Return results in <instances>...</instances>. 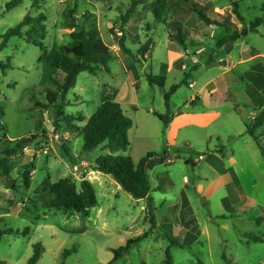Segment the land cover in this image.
Segmentation results:
<instances>
[{
	"label": "rangeland",
	"instance_id": "rangeland-1",
	"mask_svg": "<svg viewBox=\"0 0 264 264\" xmlns=\"http://www.w3.org/2000/svg\"><path fill=\"white\" fill-rule=\"evenodd\" d=\"M11 1L0 0V42L2 36L27 15L37 18L44 14L47 18L45 43L48 53L69 44L73 32L81 28L89 29L93 24L97 25L101 38L115 53L116 59L109 64L111 73L101 69L97 75L80 74L77 86L66 98L71 102L64 109L67 115L83 113L90 118L101 104L100 92L105 84L108 87L115 86L119 89V96L126 97L125 109L136 98L138 105L143 106L155 97L156 110L164 106V91L168 92L173 85L178 84L181 87L173 95V101L178 107H183L195 91L189 87L190 83L197 81L199 88L216 74L207 67V63L215 64V54L225 46H218L226 37L218 34L219 26L201 20L196 13L189 11L184 0H144L130 15L127 24L123 23L122 18L131 8L132 0H24L19 7L8 12L6 6ZM192 1L204 6L207 15L218 22H226L225 18L232 10L225 0ZM247 4H251L250 9ZM260 4L264 6V0H248L241 4L240 13L247 25L255 19L264 18V11L257 7ZM155 9L159 10L160 20L156 17ZM233 18L237 23H233L234 27L232 24L229 26L232 32L238 30L242 34L243 29L249 28L250 25L247 27L235 16ZM167 33H170L171 48L186 51L193 63L195 59L201 62L196 70L188 71L187 76L181 70L169 69ZM121 39L124 40L125 50L120 46ZM180 40H184V43H180ZM245 42L264 54V27L249 34ZM147 43L149 51L140 54L139 49H144ZM151 51L152 58L146 61ZM41 55L40 48L30 44L26 37L12 38L0 53V63L11 66L5 70L0 68V110L4 113L2 123L5 126L3 134L11 141L30 136L36 138L16 156L3 159V166L9 169L11 180L17 187L6 188L4 179L0 178V227L4 230L12 228L21 234L2 238L0 260L8 264H27L34 246L41 243L44 254L39 264H61L63 252L74 246L77 253L68 257L65 264H264V243H248L245 238L250 234H264V225L257 226L256 223V219L264 215V155L256 147L253 154V147L252 162L249 164L251 172H241L243 188L251 199L250 208L241 212L225 210L219 195L211 199L209 204H202L197 192L184 183L185 178L190 180V185L197 181L193 174L197 165L187 166L184 159L187 152L193 154V159L198 158L194 156V150L203 149L202 131L179 136L175 147L171 148L181 156L173 169L177 182L174 194L178 195L188 187L190 190L186 191L187 195L183 198L198 206L202 225L209 221V237L207 234L202 235L197 242L193 241L196 237L193 233L185 237L191 247L182 242L180 222L174 225V222L161 218L159 214V218L155 215L156 227H152L147 211L145 213L141 209L142 205L123 191L119 198L113 196L109 201L100 192L99 204L87 214L45 208V195L41 190L47 181L55 183L68 178L80 189L81 183L89 180L95 182L94 186L99 192L100 184L91 167L98 158L106 155V151L101 148L83 150V135L70 131L60 121V108L65 105L60 99L55 106L45 108L48 104L47 92L57 91L53 80L59 79L60 73L41 64ZM184 60L186 58L177 61V68L185 66ZM132 66L134 76H138L135 87L131 84L130 76L133 73L127 74L126 70V67L130 69ZM157 72L167 78L165 90L151 87L146 81V74ZM189 74L192 76L187 80L188 85L183 84ZM233 89L237 90L235 87ZM242 103L244 98L240 96L239 104ZM249 113L250 109L245 110V117ZM133 116L137 123L145 127L143 130L135 127L131 132L127 155L131 156L135 164L149 152L155 158H161L167 147L164 127L152 123L141 112L133 113ZM144 132L148 134V139L141 137ZM220 139L221 143L214 139L212 144L218 149L230 150L232 145L229 140L224 136H220ZM14 146L11 145V148ZM29 164L34 167L31 169V187L26 188L23 173ZM156 184L152 175V192ZM111 203H114V208L110 207ZM208 216L211 220L207 219ZM26 228L30 229V233L25 236L23 232ZM146 232L149 233L147 239L134 245L123 258L113 261V250ZM168 237L180 241L186 248L171 246ZM168 249L171 261L166 256Z\"/></svg>",
	"mask_w": 264,
	"mask_h": 264
},
{
	"label": "crops",
	"instance_id": "crops-1",
	"mask_svg": "<svg viewBox=\"0 0 264 264\" xmlns=\"http://www.w3.org/2000/svg\"><path fill=\"white\" fill-rule=\"evenodd\" d=\"M225 1L229 3V9H233L232 3L228 0ZM246 1L248 0H240L238 4V12L242 18L240 6ZM247 5L248 9H250L251 4ZM257 7L264 11V6L262 4ZM231 11L229 13H231ZM258 19L264 21V18ZM256 20L257 19L251 21L250 24ZM232 22L237 23L234 18ZM242 24H246L244 18ZM249 25L246 24L247 27ZM261 27H264V23L259 28ZM259 28L255 32H258ZM255 32H250L249 34ZM218 34L224 37L227 35V32L223 27H219ZM249 34L219 48V51L214 56L215 64L208 65L207 63V67H209L210 70L213 69V72H216V74L211 76L209 80L199 88H197V81L190 83V85H193L192 88H194L195 91L191 95L189 102L183 107H178L179 105L175 104L173 101V95L178 90L170 99V109L168 110L166 108L164 100L163 108L157 109L158 111L154 108L155 97H152V101L150 100L143 106L138 105L136 98L134 102L125 109L126 97L119 96V89L112 85L108 91L112 99L120 103L126 116L130 119L132 118L133 127L129 132V138L135 127H138V130L139 127L142 128V130L145 127V125L137 123L133 113L137 114L141 112L145 117H149L152 123H159V125L164 127L163 135L165 136L167 147L163 156L161 158L153 157L147 163L150 182L151 176L153 175L157 183L154 187V191L152 192L151 190L150 195L154 200V213L157 217L160 214L161 218L174 222V225L176 222H180V226H182L181 232H183L181 233L182 242L186 246H190L185 241V237L189 233H193L196 236L193 241L197 242L202 235L207 234V237H209L210 229L208 227L209 221H205L204 225L199 221L200 210L198 206L192 204L189 199L183 198L187 195L186 191L190 190L188 187L187 189H182L180 194H174L177 188V182L174 177L173 169L181 159V156L179 153H174L171 148L175 147L179 136L189 132L202 131L201 138L203 149L194 150L196 153L194 156L198 158L193 159V154L187 152L184 159L187 166L190 164L197 165L193 170L194 177H197V181H193L190 185V180L185 178L184 183L185 185L191 186V189L197 192L202 204H209L211 199L219 195V200L225 210L241 212L251 207V199L243 188L244 185L241 181V172L243 174L251 172L249 164L252 162L253 147V154L255 147L257 151L261 152L258 144L249 134L247 124L254 123L255 119L260 114L264 113V83L261 78V74L264 78V54L245 42V38H248ZM167 40L168 53L170 54L169 69L181 70L184 72L185 76H187L188 71L196 70V67L200 65L201 62L195 65L193 61H191L192 57L188 58L186 51H178L171 48L170 33H167ZM240 42L241 44H239ZM154 50L153 48L152 51ZM152 51L150 57L146 59V61L151 60ZM185 58V70H183V68H177V61ZM133 68L134 66L130 67V69L126 67V70L127 74L133 73V76L130 74V77L131 84L135 87L138 76H134L135 70L133 71ZM147 75L162 76L158 72L146 74L147 83H149ZM191 76L192 75L189 74L188 78H191ZM167 83L168 81L166 78L165 87L162 89L165 90L167 88ZM107 85L108 84H105L104 86ZM150 86L154 87L152 85ZM234 87L237 88V90L233 89ZM165 93L166 91H164L163 97ZM100 95L102 103V92H100ZM240 96L244 98V103L242 104H239ZM80 97L81 96H79V98ZM75 101L79 102L77 99ZM82 101H84L83 98ZM66 103L69 105L71 104V102L67 100ZM248 109H250V113L245 117V110ZM158 114H169L171 119L169 124L165 125L160 121L157 117ZM86 118L89 119L88 117ZM255 135L258 137L261 136L264 139V126L258 128ZM220 136H224L229 140V144L232 145L230 150H226L225 148L218 149L216 145L212 144L214 139L221 143ZM141 137L149 138L148 134L145 132L142 133ZM176 156L177 158H175ZM95 173L96 181L98 180L100 184L99 192L96 191L97 197L101 192L104 195V199L108 201L113 196L119 198L120 193L123 191L122 187L113 180L111 176L100 172ZM92 183L95 185V182ZM130 197L132 198L131 195ZM133 201L141 204V209L146 213L147 203L145 200L133 199ZM110 207L114 208V203H111ZM210 218L209 216L207 217L208 220H211ZM133 220L134 219H132V221Z\"/></svg>",
	"mask_w": 264,
	"mask_h": 264
},
{
	"label": "trees",
	"instance_id": "trees-1",
	"mask_svg": "<svg viewBox=\"0 0 264 264\" xmlns=\"http://www.w3.org/2000/svg\"><path fill=\"white\" fill-rule=\"evenodd\" d=\"M24 0H12L6 6L7 11L10 12L21 5ZM144 0H132V6L128 10L126 16H124L123 23L127 24L130 15H132L136 7L143 3ZM188 6L189 11L196 13L201 20L209 25H216L223 27L227 35L221 40L218 45L222 47L231 42L247 36L250 32H255L264 21L257 19L252 22L249 28L243 29L242 34L235 30L232 32L230 25L233 24V15L243 22V18L238 12V4L240 0H228L232 3L233 9L226 19V22H218L211 19L206 11L207 9L192 0H184ZM36 1L34 2V4ZM155 14L158 20H160L159 10L155 9ZM47 18L44 14H41L37 18H31L26 16L21 23L16 27L9 29L1 38L0 53L7 47L9 41L12 38L26 37L30 44L40 48L42 55L39 58L41 64H44L58 73H60L59 79H54L53 83L56 85V92H47L48 104L45 108L55 106L60 99L64 107L60 108L61 122H64L70 131L82 134L84 138L83 150L93 151L101 148L106 151V155L98 158L94 165L91 167L95 172H100L105 175L111 176L123 189L124 192L132 196L134 200H145L147 203L146 211L150 216V224L152 227H156V218L154 213V200L151 197V182L147 171L148 161L154 157L153 153H148L143 157L138 164H135L131 156L127 155L130 148L129 132L133 127V121L124 113L122 106L117 101L113 100L108 93L110 87L104 86L102 89L103 102L97 108L95 113L87 119L83 113L77 115L65 114L64 109L69 104L66 103V98L69 92L77 85L78 77L82 73H89L91 75H97L98 72L103 69L105 72L110 73L109 64L115 58V53L111 48L103 41L100 35L99 28L96 24H93L89 29L81 28L79 31L73 32L70 35L71 42L62 46L60 49L52 50L48 53L46 46L47 40V28L45 23ZM27 27V30L24 29ZM234 27V26H233ZM181 32L180 30H178ZM120 46L125 50L124 40L119 41ZM180 43H184V40H180ZM149 43L146 44L144 49H140V54H145L149 51ZM0 68L5 70L11 68V66H4L0 63ZM261 78H264L261 74ZM147 80L150 85L158 86L160 88L165 87L166 78L163 76L147 75ZM188 77L185 78L183 84L188 85ZM181 87V85H173L170 91L164 95L166 108L170 109V99L172 95ZM37 106H41L40 103H36ZM4 113L0 110V178L4 179L5 186L8 189H15L17 186L12 181L9 175V169L3 166L4 157L16 156L19 152L23 151L30 143L36 141L34 136L23 138L17 141H11L7 138L5 133V126L2 123ZM157 117L165 125L170 122L169 114L157 115ZM80 124H84L81 126ZM264 126V113L260 114L255 122L247 124L249 134L254 138L262 154L264 155V139L261 136H256L255 132L258 128ZM15 145L11 148V145ZM33 164L25 166L23 173V182L26 188L31 187V169ZM44 195V207L47 209L64 210L68 213L87 214L90 210L94 209L98 205V197L94 185L89 180H84L81 183L80 189L78 186L71 182L68 178L61 179L55 183L45 182L42 190ZM1 222V221H0ZM258 226L264 225V215L256 219ZM30 229L26 228L23 235H29ZM20 231H16L12 228L1 229L0 227V243L5 235H20ZM149 233L146 232L142 236L135 239H129L127 244L119 249L113 250L114 259L118 261L127 254L134 245L144 241L148 238ZM245 238L248 243L262 244L264 243V234L258 235H246ZM171 246L186 247L178 240L172 237H168ZM33 254L29 258L27 264H39L43 254L44 248L41 243H38L33 248ZM77 253L76 246L71 249H66L62 254L61 264H65V261L73 254ZM167 259L171 261L169 249L166 251ZM0 264H8L6 261L0 260Z\"/></svg>",
	"mask_w": 264,
	"mask_h": 264
},
{
	"label": "built area",
	"instance_id": "built-area-1",
	"mask_svg": "<svg viewBox=\"0 0 264 264\" xmlns=\"http://www.w3.org/2000/svg\"><path fill=\"white\" fill-rule=\"evenodd\" d=\"M194 63H195V64H198L199 61L195 59V60H194ZM183 68H185V66H184ZM189 86H190L191 88L193 87V85H189Z\"/></svg>",
	"mask_w": 264,
	"mask_h": 264
}]
</instances>
